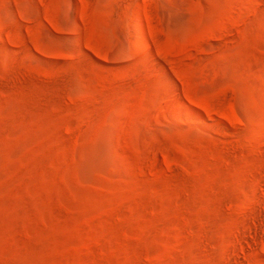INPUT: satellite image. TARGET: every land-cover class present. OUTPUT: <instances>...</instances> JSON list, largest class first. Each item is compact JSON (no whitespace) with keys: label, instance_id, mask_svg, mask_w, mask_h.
<instances>
[{"label":"rangeland","instance_id":"obj_1","mask_svg":"<svg viewBox=\"0 0 264 264\" xmlns=\"http://www.w3.org/2000/svg\"><path fill=\"white\" fill-rule=\"evenodd\" d=\"M0 264H264V0H0Z\"/></svg>","mask_w":264,"mask_h":264},{"label":"bare ground","instance_id":"obj_2","mask_svg":"<svg viewBox=\"0 0 264 264\" xmlns=\"http://www.w3.org/2000/svg\"><path fill=\"white\" fill-rule=\"evenodd\" d=\"M137 16H138V15H137ZM136 19H137V17H136ZM140 20H141V19H137L136 22H137V25H138V26H137V27H138V30H139V32L141 33V34H140V33H139V34L142 36L141 38L144 40V37H145V33H146V32L144 33L145 29H144V26L142 25L143 23L140 22ZM131 30H132V29H131ZM140 35H139V36H140ZM139 38H140V37H139ZM141 38H140V39H141ZM143 42H144V41H143ZM145 46H146V45H145ZM145 48H146V47H145ZM146 49H147V48H146Z\"/></svg>","mask_w":264,"mask_h":264}]
</instances>
